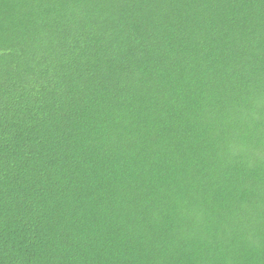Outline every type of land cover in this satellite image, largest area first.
<instances>
[{
    "label": "trees",
    "instance_id": "1",
    "mask_svg": "<svg viewBox=\"0 0 264 264\" xmlns=\"http://www.w3.org/2000/svg\"><path fill=\"white\" fill-rule=\"evenodd\" d=\"M0 264H264V0H0Z\"/></svg>",
    "mask_w": 264,
    "mask_h": 264
}]
</instances>
